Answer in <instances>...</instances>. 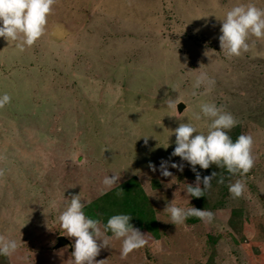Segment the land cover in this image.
Instances as JSON below:
<instances>
[{"label":"rangeland","instance_id":"374dc122","mask_svg":"<svg viewBox=\"0 0 264 264\" xmlns=\"http://www.w3.org/2000/svg\"><path fill=\"white\" fill-rule=\"evenodd\" d=\"M238 2L246 0H55L31 47L0 37V92L11 97L0 108V235L19 244L0 264H70L75 237L58 217L73 195L91 201L85 214L101 227L130 213L147 240L122 259L109 232L98 264H264V39L250 37L249 50L231 58L219 42L218 17ZM201 72L215 83L192 96ZM168 99L184 102L169 107ZM211 101L239 121L233 140L253 137L254 165L243 177L197 165L201 178L216 176L205 195L189 198L183 189L196 173L187 162L171 167L181 163L171 155L173 129L190 122L206 132L207 118L192 117ZM162 160L172 176L161 175ZM113 172L119 183L104 191ZM236 180L245 185L239 197L228 190ZM124 189L154 218V233L128 210ZM169 202L211 210L213 220L175 225ZM58 235L66 242L55 247Z\"/></svg>","mask_w":264,"mask_h":264},{"label":"clouds","instance_id":"9594fccd","mask_svg":"<svg viewBox=\"0 0 264 264\" xmlns=\"http://www.w3.org/2000/svg\"><path fill=\"white\" fill-rule=\"evenodd\" d=\"M54 2L55 0H0V37L8 42H15V47L19 51H24L26 46L31 47L45 33ZM218 18L221 20L220 48L227 58L238 57L247 52L250 48V37L264 39V8L257 7L253 0L234 4ZM214 83L215 81L207 73H199L192 83L191 95H202L210 91ZM202 87L203 92L198 93L197 90ZM172 89L176 90V86ZM10 101L11 97L7 92H0V108L8 105ZM180 101L183 100L168 99L167 104L169 107L174 105L177 107ZM201 116L207 118L206 132L199 131L198 125L190 122L180 123L173 129L175 147L171 155L179 156L181 163L171 161V167L182 171L183 162H187L191 170L196 173L195 183H187L183 189L189 198L205 195L207 189L211 187L213 177L216 176V172H212L201 178L197 165L201 169H207L210 164H215L225 168L229 173L238 172L242 177L254 165L253 137L241 133L233 140L229 135L230 130L239 123L231 112L223 110V105L218 106L214 101L202 102L199 104V112L194 113L192 119L200 120ZM148 136H143L145 143ZM168 163L162 160L159 165L162 176H172ZM149 167L153 171L157 170V166L151 162ZM119 177L120 175L115 172L105 175L102 180L104 191L111 190L119 183ZM218 182H222V178ZM244 189L245 185L241 180H236L228 186L229 193L233 197L241 196ZM89 203L90 200H82L79 195H73L58 217L64 234L75 237L70 264H98L94 257L102 247L111 246V238L106 235L109 232L112 237L121 241L122 259L147 244L145 235L130 223V213L113 214L101 227L100 221L85 214L84 209ZM165 210L170 216L169 221L175 225L183 224L192 216L198 217L205 223L211 222L214 217L211 210L194 206L185 208L173 202H169ZM18 248L16 239L0 235V256H12L17 253Z\"/></svg>","mask_w":264,"mask_h":264},{"label":"trees","instance_id":"16d2710c","mask_svg":"<svg viewBox=\"0 0 264 264\" xmlns=\"http://www.w3.org/2000/svg\"><path fill=\"white\" fill-rule=\"evenodd\" d=\"M123 186L128 187L129 185L128 184H123ZM124 190H125L126 194L124 196V201L123 202L129 206L128 210H130L132 213H136L138 215H141L140 217L143 219V220H141L139 218V221L137 223L140 224L141 226L145 227L147 230H149V231L154 233V218L151 216V214L146 212L143 207H139L136 204H132L131 199L128 198V196H127V189H124ZM144 213L145 214L147 213L150 216L146 217V215ZM187 219L190 222H194V221H196L198 219V217L192 216V217H188Z\"/></svg>","mask_w":264,"mask_h":264},{"label":"water","instance_id":"95a60500","mask_svg":"<svg viewBox=\"0 0 264 264\" xmlns=\"http://www.w3.org/2000/svg\"><path fill=\"white\" fill-rule=\"evenodd\" d=\"M64 242H66V240L63 237V235H58V237H57V244H56L55 247H58V246L62 245Z\"/></svg>","mask_w":264,"mask_h":264}]
</instances>
